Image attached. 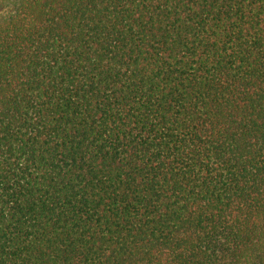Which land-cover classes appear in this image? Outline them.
<instances>
[{"label":"trees","instance_id":"obj_1","mask_svg":"<svg viewBox=\"0 0 264 264\" xmlns=\"http://www.w3.org/2000/svg\"><path fill=\"white\" fill-rule=\"evenodd\" d=\"M0 264H264V0H0Z\"/></svg>","mask_w":264,"mask_h":264}]
</instances>
